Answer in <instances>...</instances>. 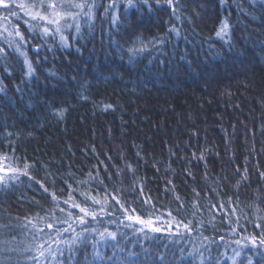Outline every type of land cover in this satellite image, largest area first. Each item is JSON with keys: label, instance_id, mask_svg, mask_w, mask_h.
Segmentation results:
<instances>
[{"label": "trees", "instance_id": "obj_1", "mask_svg": "<svg viewBox=\"0 0 264 264\" xmlns=\"http://www.w3.org/2000/svg\"><path fill=\"white\" fill-rule=\"evenodd\" d=\"M6 2L0 264H101L95 251L103 264H264L250 243L264 233V0H151V11L90 0L92 15L61 20L60 33L47 21L29 29L37 21L21 5L38 0ZM141 42L148 50L130 59ZM73 204L97 219L82 225ZM105 229L116 238L94 250ZM81 233L70 251L64 242Z\"/></svg>", "mask_w": 264, "mask_h": 264}, {"label": "snow or ice", "instance_id": "obj_2", "mask_svg": "<svg viewBox=\"0 0 264 264\" xmlns=\"http://www.w3.org/2000/svg\"><path fill=\"white\" fill-rule=\"evenodd\" d=\"M174 2V0H166V3L168 5H172ZM223 2V0H222ZM156 3H159V0H156ZM0 5H2L3 7H5L6 9L9 8L8 3L6 2V0H0ZM115 2L111 5V7H115ZM33 7H37V11L33 12L31 11V8ZM44 7V0H38V4H34V5H29V6H25V5H21V8L25 9V14L26 15H30L31 19L33 21H37V23L33 24V23H29V29L30 30H34L40 27L39 21H47L48 24H54L56 25L55 27V32L56 33H60L61 32V24L60 21L64 20L65 21V26L67 27H71L72 25L67 24V19H71L73 21H75L81 13H83L85 16H91L92 15V9L94 7V3L90 2V0H81V2H73V0H67L66 5L65 4H60V5H53V4H49L48 7L52 9V15L55 16V18H50L48 15H44L41 13V11H39L40 8ZM65 7L68 10H64ZM124 7L126 9H132V8H137L138 10L143 9V8H147L149 11H151V7H152V2L151 0H125V4ZM59 9V10H58ZM71 9H76L77 11H71ZM85 9H87V11H85ZM9 11L11 12L12 15H15L16 13L14 11H12L11 9H9ZM107 11V9H106ZM179 18V17H177ZM113 23H116L118 20V17L116 15H113ZM76 30L79 31V24L77 23L75 25ZM229 28V24L227 20H224L221 22L220 28L217 31L216 35L218 37L223 38L224 35H226L227 30ZM50 31V29L48 27H44L43 28V32L44 33H48ZM171 32H176L177 35H179L177 29L175 27H173L172 29H170ZM16 35L20 37L21 40L24 39V37L21 35V33L19 32V30L16 31ZM61 42L62 43H67V39L66 37L61 34L60 36ZM159 43H164V38L161 37L158 40ZM11 43V42H9ZM17 50H19V46H17ZM147 49V45L143 44V42H141V47L140 48H136V47H132L130 49H128V52L130 54V59L132 57H135L137 55L142 54L143 52H145ZM3 49L0 48V53H3ZM23 54V53H22ZM24 63L26 65V75L31 77L34 72L35 69L32 65V63L27 59V57H25ZM3 88H0V91H3ZM106 107H111L106 106ZM63 110H59L57 112V115L60 118H63ZM203 157H201L202 159ZM25 170L29 167L28 164H25ZM11 171L16 172L19 171L18 169H12ZM23 174H27L26 171ZM16 177L14 176H9L7 177L8 180H12L15 179ZM6 181V177L3 175H0V185L4 184ZM53 198L55 199V196L53 194ZM65 203H67V201H65ZM96 203H99V201H96ZM117 203H119V201H117ZM73 207L78 208L79 211L81 213H83V216H79V222L83 225L86 223L85 221V217L86 216H91L93 220L97 219V215L95 212H90L86 207H82L79 204H73ZM121 207L123 208V205H121ZM61 211H63V209H61ZM127 212V210L125 209V213ZM69 215L71 216V213H69ZM169 215H171V213H169ZM126 219H128L129 221H136L137 223L144 225L145 227H149L152 228V224L153 221L151 219L148 220H143L138 216H132V215H126ZM131 226V225H129ZM3 227H8L7 225H3ZM48 228H52L53 225L52 224H48L47 225ZM71 227V226H69ZM185 228L188 227V225H184ZM257 227H260V225H257ZM153 231H159V228H152ZM41 232L43 230H40ZM65 231H67V229H65ZM89 230L87 228L84 229V233H87ZM92 232H95V229L91 230ZM57 235L59 236L60 233L58 232ZM99 236L101 237V240H96L95 236L92 237V247L94 250H96L101 241L102 240H106L108 237H111L112 239L116 238V233L113 232H109L107 229L104 230V232H100ZM83 237V238H81ZM88 240L87 236H84L83 233L78 234L77 236H75L72 240L70 241H65L64 243H66L69 247V250H72L73 245H75L77 243V241H79L80 243H85ZM237 244H240V241H236ZM250 243L253 247L255 248H264V233L261 234V236L258 238L256 236H252L250 238ZM43 246L41 245V248ZM243 247H247V244H245ZM243 251V248H241V251H236L235 252V257H239L241 255V252ZM259 255H261L262 259H264V253H258ZM40 256H44V251L41 250L39 252ZM95 257L96 260L100 261L101 264H103V261L105 259L104 254L100 253L99 251H95ZM37 257H33V260H37ZM108 260V264H114V259L113 257H107ZM163 260V257H161V261ZM95 264V262H94ZM233 264H236L235 258H233ZM241 264H243V262H241ZM247 264H253L252 258L251 256H248L247 258Z\"/></svg>", "mask_w": 264, "mask_h": 264}, {"label": "rangeland", "instance_id": "obj_3", "mask_svg": "<svg viewBox=\"0 0 264 264\" xmlns=\"http://www.w3.org/2000/svg\"><path fill=\"white\" fill-rule=\"evenodd\" d=\"M52 13V12H51ZM50 18H52V15L50 16V15H48ZM55 17H53V19H54ZM24 60H25V58H24ZM2 168L0 167V174L2 173Z\"/></svg>", "mask_w": 264, "mask_h": 264}]
</instances>
